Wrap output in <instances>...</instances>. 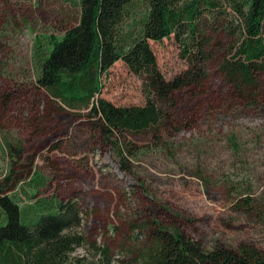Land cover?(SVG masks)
Returning a JSON list of instances; mask_svg holds the SVG:
<instances>
[{"label": "rangeland", "instance_id": "obj_1", "mask_svg": "<svg viewBox=\"0 0 264 264\" xmlns=\"http://www.w3.org/2000/svg\"><path fill=\"white\" fill-rule=\"evenodd\" d=\"M74 1L0 0V187L28 206L38 173L47 180L39 199L78 204L82 223L68 234L81 245L64 264H127L123 233L151 217L178 223L208 251L218 244L264 251V77L261 101L250 106L225 80L226 42L221 48L217 37L206 75L170 91L173 108L159 136L116 139L124 150L139 149L135 157L125 151V171L97 120L62 107L36 83V42L50 47L51 37L76 25ZM150 44L165 79H185L190 67L175 38ZM101 82L99 98L146 106L143 80L124 62ZM130 237L132 246L145 241Z\"/></svg>", "mask_w": 264, "mask_h": 264}, {"label": "trees", "instance_id": "obj_2", "mask_svg": "<svg viewBox=\"0 0 264 264\" xmlns=\"http://www.w3.org/2000/svg\"><path fill=\"white\" fill-rule=\"evenodd\" d=\"M76 25L48 45L36 42L37 86L53 101L71 111H86L97 120L106 139H115L122 169L125 151L116 139L153 132L159 136L173 108L170 91L189 78H203L213 59L217 37L226 42L221 70L225 80L256 106V91L264 77V0H75ZM174 37L181 57L189 65L185 79H165L150 42ZM224 42V43H225ZM215 51V50H214ZM122 61L143 80L146 106L119 107L99 98L102 74ZM246 93V94H245ZM116 141V142H115ZM30 204L20 206L16 194L0 187V264H64L81 245L78 235L68 234L82 223L74 201L37 196L47 180L36 173ZM123 238L127 264H264V251L242 244L215 245L210 251L187 235L175 222L144 218L130 222ZM145 241L132 246V236ZM131 247V248H130Z\"/></svg>", "mask_w": 264, "mask_h": 264}]
</instances>
